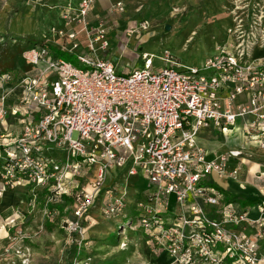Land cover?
<instances>
[{
    "label": "built area",
    "instance_id": "built-area-1",
    "mask_svg": "<svg viewBox=\"0 0 264 264\" xmlns=\"http://www.w3.org/2000/svg\"><path fill=\"white\" fill-rule=\"evenodd\" d=\"M95 1L61 10L68 27L58 31L68 42L61 51L74 63L55 57L49 46L33 47L24 57L43 68L39 74H0V198L5 190L33 187L46 190L47 206L68 199L64 230L83 238L89 213L116 217L128 209L126 197L106 185L111 170L125 169L154 188L135 211L168 264H264L258 242L239 229L252 223L261 237L263 217L252 221L246 212L228 210L214 219L205 207L221 195L204 188V180L239 179L243 150L210 160L197 144L202 129L226 136L241 126L248 142L264 149V57L251 58L255 46L264 48V0L232 2L229 39L203 67L186 66L166 51L161 69L144 54V67L128 74L102 56L110 41L102 19L96 27L88 22ZM113 8L124 11L122 2ZM89 166H98L91 189L83 183ZM19 219L16 214L0 228Z\"/></svg>",
    "mask_w": 264,
    "mask_h": 264
},
{
    "label": "rangeland",
    "instance_id": "rangeland-1",
    "mask_svg": "<svg viewBox=\"0 0 264 264\" xmlns=\"http://www.w3.org/2000/svg\"><path fill=\"white\" fill-rule=\"evenodd\" d=\"M67 1L0 0V74L30 71L32 66L24 57L30 48L47 44L57 54L62 45L68 44L58 34L61 29L68 31L65 23L61 22L60 13L64 8L60 6ZM119 1L124 5L123 12L113 8L115 3L112 0V11L100 9L96 13L109 27L108 32L111 28L112 34L119 39L117 42L111 41L112 47L106 53L111 55L110 60L116 65L119 74L142 69L144 52L153 56L156 69L162 68L163 63L159 57L166 51L186 66L203 67L207 59L218 53L219 47L229 39L228 28L232 26L230 9L234 0L227 9L230 20L222 14L210 16L204 7V0ZM158 4H164L165 9H168L165 18L159 21L154 14L157 11L152 12V7ZM145 23L146 29L143 28ZM129 38L131 42H128ZM260 57H264V48L257 45L251 58ZM63 59L69 61L65 57ZM52 75L51 72L48 78ZM49 96L52 97L51 92ZM230 144L235 143L231 140ZM97 173L98 166L87 167L84 185L93 187ZM112 177L114 184H110L109 188L116 187V197H126V203L137 208L140 198H137L136 190L141 186L139 179H146L140 174L136 181L135 178L114 172ZM148 185L145 184L146 187ZM147 190L153 191L154 188L149 185ZM47 201V192L42 188L27 187L15 193L4 191L0 198V224H5L16 214L20 215V219L14 227L6 226V231L0 228V264L170 262L163 249H154L152 235L137 228L136 221L131 223L128 220L133 209L124 218V222L119 217H105L98 211L89 213L84 222L83 238H77L70 237L64 230V221L70 217L71 202L65 199L60 206H47Z\"/></svg>",
    "mask_w": 264,
    "mask_h": 264
},
{
    "label": "crops",
    "instance_id": "crops-1",
    "mask_svg": "<svg viewBox=\"0 0 264 264\" xmlns=\"http://www.w3.org/2000/svg\"><path fill=\"white\" fill-rule=\"evenodd\" d=\"M80 0L73 1L69 0L60 7H65L68 4L77 5V3ZM115 0H113L114 2ZM112 3V0H96L92 6H91V13L88 16V22L92 27L98 26L99 20H101V17H97L96 13L102 9L103 11H112V5L117 2H122L117 0L116 2ZM232 0H204V7L207 10V13L210 16H217L222 14L226 18H230L229 11L227 10L229 5H231ZM154 11H157L156 13V20L159 21L160 19H164L165 15L168 12V9H165L164 4H158L152 7ZM60 9H58V14ZM230 20V19H229ZM63 22V21H61ZM108 29L109 27L106 26ZM76 30H79L78 27H76ZM111 31V28L108 32V39L110 41V47H112L111 41L115 40L117 42L119 39H117ZM195 33V31L193 32ZM128 36H131L130 32H127ZM80 38L84 40V36L81 35ZM128 42L130 41V38L128 39ZM128 44V43H127ZM127 46L125 45L124 48ZM123 48V49H124ZM117 51V50H115ZM122 50L121 52H123ZM144 54H147L144 52ZM102 56H105V58L110 60L111 55H106V53ZM29 63V62H28ZM32 69L30 71H26L20 74H15L17 78L21 76H27V75H37L43 69L42 67H37L32 65ZM134 71V70H133ZM17 93L21 92V87H17L16 90ZM13 100H11L12 102ZM38 114H32L30 117V121L34 122L38 119ZM27 118V119H28ZM9 122L13 123L12 119L9 118ZM15 125V124H14ZM17 126V124H16ZM15 131H20L19 127H15ZM234 141V145L230 144V141ZM197 144L200 148L203 149V151L207 154L208 159L213 160L221 156L222 154L233 150H243V157H241V160L243 161L242 165V173L239 179L235 180L233 178L229 177H218L217 175H211L207 177L204 182L203 186L204 188H207L209 192L212 194H218L221 195V198H219L217 205H205L207 213L214 219H221V217L228 211H236V212H246L248 214V217L252 220H259L261 217L264 218L263 214V208H264V149H259L253 145H251L248 140L244 137L241 126H237L235 130H233L229 135H224L222 132H220L217 129L213 128H205L202 129L197 137ZM113 172L114 170H111L109 172L108 180H107V186L109 187L110 184L113 181ZM117 175H125L127 177L136 178L140 177V174L131 176L127 174V171L125 169H118ZM144 177V176H143ZM145 178V177H144ZM115 179V178H114ZM146 179V178H145ZM141 180V181H140ZM147 180V179H146ZM143 181L141 178L139 179V183L141 186L137 187L136 196L139 199H144L148 195V190L146 191V188L149 187V185L146 187L145 184H148V181ZM146 182V183H144ZM88 189H91L92 186L89 184L86 185ZM21 189H17L15 192L20 191ZM145 191V192H143ZM103 198V197H102ZM108 198L106 197V200ZM136 199V198H135ZM65 201V200H63ZM102 201V200H101ZM60 205L63 204L59 203ZM57 204V205H59ZM59 205V206H60ZM130 207V205H128ZM175 210V206L173 205L172 208ZM98 211L100 213V210L97 209L95 212ZM94 212V211H93ZM98 213V214H99ZM101 214V213H100ZM239 229H242L249 237L256 240L259 239L257 242L260 247V251L264 253V233L260 237V233L255 225L252 223H246L242 225Z\"/></svg>",
    "mask_w": 264,
    "mask_h": 264
},
{
    "label": "trees",
    "instance_id": "trees-1",
    "mask_svg": "<svg viewBox=\"0 0 264 264\" xmlns=\"http://www.w3.org/2000/svg\"><path fill=\"white\" fill-rule=\"evenodd\" d=\"M42 46H48L47 44H43V45H40L39 47H42ZM53 51V50H52ZM55 57H61V58H63V57H65L67 60H69L70 62L71 61H74V58H73V56L72 55H70L69 53H65V52H63V51H58V53L56 54V56ZM128 209H126L125 210V212H124V214H122V215H119V216H116V217H119V220L120 221H123L124 222V218H127L128 217V214H129V212L130 211H132V209H133V214H129L130 215V217H129V221L131 222V223H133V222H135L136 221V223H138V225H137V228H141V229H143L142 227H140V214L137 212V211H135V208H133V207H127Z\"/></svg>",
    "mask_w": 264,
    "mask_h": 264
}]
</instances>
